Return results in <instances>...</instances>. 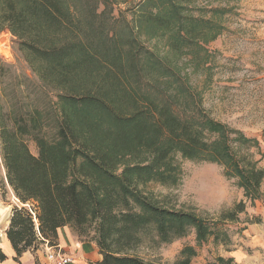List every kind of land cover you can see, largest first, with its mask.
<instances>
[{"label":"trees","instance_id":"obj_1","mask_svg":"<svg viewBox=\"0 0 264 264\" xmlns=\"http://www.w3.org/2000/svg\"><path fill=\"white\" fill-rule=\"evenodd\" d=\"M194 1L140 0L133 24L109 34L84 26L81 0H0V30L20 40L40 80L57 91L59 106L50 116L34 108L9 125L0 115V156L18 202L5 229L15 259L45 242L55 245L63 226L72 227L79 241L96 244L101 259L88 264H154L129 251L190 229L197 242L225 241L215 223L144 193L150 182H177V153L224 164L235 171L246 198L259 196L264 169L253 163L241 167L230 145L256 140L240 132L229 139L226 126L200 107L176 63L155 57L136 38L160 35L175 54L213 39L221 25L192 13ZM85 8L97 16L91 5ZM203 58L192 60L198 64ZM153 75L150 93L142 87L153 86L142 78L150 81ZM181 105L182 113L176 109ZM244 208L238 201L219 221H235ZM195 256L186 245L175 264H191ZM5 258L0 249V261ZM208 264L234 263L218 256Z\"/></svg>","mask_w":264,"mask_h":264},{"label":"rangeland","instance_id":"obj_2","mask_svg":"<svg viewBox=\"0 0 264 264\" xmlns=\"http://www.w3.org/2000/svg\"><path fill=\"white\" fill-rule=\"evenodd\" d=\"M139 1L81 0L78 6L84 7L82 12L85 10L81 15L84 26L100 27L110 34L133 24ZM87 5L94 8L96 17L93 9L85 8ZM193 6L192 13L203 14L201 17L212 18V22L221 25L213 39L197 42L200 47L191 43L181 54H175L160 35L142 34L136 38L145 50L154 52L155 57L166 59L167 56L176 63L178 72L199 98L200 107L226 126L229 139L240 132L256 140L255 144L249 142L245 146L230 143L239 165L245 167L253 163L264 169V0H195ZM28 57L20 40L2 28L0 115L4 114L8 125L14 117L25 116L34 108H42L50 116L51 111L59 107L57 91L40 80L36 64L32 66ZM199 57L204 58L196 64L192 59ZM154 77L150 81L142 78V82L156 85ZM142 88L155 92L154 86ZM182 108L183 105L176 109L182 113ZM26 142L29 150L36 154L34 140L27 136ZM175 163L176 183L150 182L143 188L144 193L167 208L190 212L209 224L215 223L214 227L226 237L225 241L210 237L205 242H197L195 230L190 229L186 235L168 242L153 240L141 244L129 254L154 264H175L180 250L188 245L196 250L191 264H208L218 256L232 257L234 264H264V178L259 196L251 200L245 197L235 171L224 164L188 159L178 153ZM240 200L245 202V208L237 214L236 220L220 222V215ZM17 203L6 183L0 156V208H10ZM3 230L1 225L0 231Z\"/></svg>","mask_w":264,"mask_h":264},{"label":"crops","instance_id":"obj_3","mask_svg":"<svg viewBox=\"0 0 264 264\" xmlns=\"http://www.w3.org/2000/svg\"><path fill=\"white\" fill-rule=\"evenodd\" d=\"M7 224L8 217L2 225L4 230L3 235L0 237V249L6 258L0 261V264H49L45 257V251L41 246L35 252L25 251L15 259V251L5 234ZM55 247H59L63 253L74 258V262L71 264H88L101 259L96 244L92 241L77 240L69 226L58 229Z\"/></svg>","mask_w":264,"mask_h":264},{"label":"built area","instance_id":"obj_4","mask_svg":"<svg viewBox=\"0 0 264 264\" xmlns=\"http://www.w3.org/2000/svg\"><path fill=\"white\" fill-rule=\"evenodd\" d=\"M3 235V232L0 231V237ZM45 251V257L49 264H71L74 262V258L68 254L63 253L59 247L55 245H49L48 242H45L41 245Z\"/></svg>","mask_w":264,"mask_h":264},{"label":"water","instance_id":"obj_5","mask_svg":"<svg viewBox=\"0 0 264 264\" xmlns=\"http://www.w3.org/2000/svg\"><path fill=\"white\" fill-rule=\"evenodd\" d=\"M0 211H2V215L0 214V226L3 225L4 221L9 218L11 207L10 208H0Z\"/></svg>","mask_w":264,"mask_h":264},{"label":"bare ground","instance_id":"obj_6","mask_svg":"<svg viewBox=\"0 0 264 264\" xmlns=\"http://www.w3.org/2000/svg\"><path fill=\"white\" fill-rule=\"evenodd\" d=\"M0 214L2 215V211H0Z\"/></svg>","mask_w":264,"mask_h":264}]
</instances>
